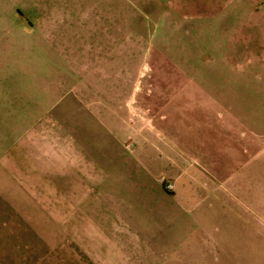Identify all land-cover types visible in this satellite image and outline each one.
I'll list each match as a JSON object with an SVG mask.
<instances>
[{
    "label": "crops",
    "instance_id": "1",
    "mask_svg": "<svg viewBox=\"0 0 264 264\" xmlns=\"http://www.w3.org/2000/svg\"><path fill=\"white\" fill-rule=\"evenodd\" d=\"M15 11L0 6V264H196L185 260L197 247L159 242L151 218H182L176 207L198 206L197 192L211 190L202 176L226 182L241 160L264 151V0L164 7L158 53L170 65L146 97L151 128L124 137L146 149L131 151L146 168L128 172L121 137L108 146L72 106L30 102L9 84L17 71L6 64L19 66L23 54L8 48L26 45L21 29L33 34L9 23ZM99 106L106 115V102ZM58 111L66 112L60 138ZM108 125L123 132L119 121Z\"/></svg>",
    "mask_w": 264,
    "mask_h": 264
},
{
    "label": "rangeland",
    "instance_id": "2",
    "mask_svg": "<svg viewBox=\"0 0 264 264\" xmlns=\"http://www.w3.org/2000/svg\"><path fill=\"white\" fill-rule=\"evenodd\" d=\"M169 1L2 0V8L16 10L15 16L8 15L9 23L33 33L26 35L21 29L19 36L26 45L8 48L9 55L23 54L19 66L13 59L6 64H15L17 71L9 84L26 93L30 102L57 103L58 110L72 106L89 121L92 133L111 139L108 146H119L113 139L124 141L129 132L143 134L151 128L146 97L161 88V71L170 65H163L158 53L162 10ZM46 17L52 18L50 29L38 26ZM249 97L253 103L256 96ZM104 101L110 108L106 115L99 106ZM65 115L58 111V138L64 134ZM113 121L121 122L123 132L108 125ZM123 143L130 146L118 149L123 153L121 169L146 168V158L137 163L131 152L146 149L134 146L132 138ZM251 156L241 160L225 183L202 176L203 186L208 183L211 190L197 192L199 205L176 207L182 218H151L148 230L161 233L156 240L168 246L183 242L197 247L200 254L186 256L189 263L264 264V151ZM58 225L65 229L64 219Z\"/></svg>",
    "mask_w": 264,
    "mask_h": 264
},
{
    "label": "built area",
    "instance_id": "3",
    "mask_svg": "<svg viewBox=\"0 0 264 264\" xmlns=\"http://www.w3.org/2000/svg\"><path fill=\"white\" fill-rule=\"evenodd\" d=\"M161 182L162 183H166L165 178H162L161 179ZM166 188H167V190L172 191L174 189V185L172 183H170V182L169 183H166Z\"/></svg>",
    "mask_w": 264,
    "mask_h": 264
}]
</instances>
